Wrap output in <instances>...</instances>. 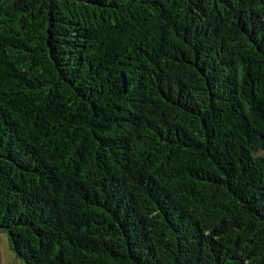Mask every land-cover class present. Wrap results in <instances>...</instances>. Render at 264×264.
<instances>
[{
  "label": "trees",
  "instance_id": "16d2710c",
  "mask_svg": "<svg viewBox=\"0 0 264 264\" xmlns=\"http://www.w3.org/2000/svg\"><path fill=\"white\" fill-rule=\"evenodd\" d=\"M0 231L26 264H264V0H0Z\"/></svg>",
  "mask_w": 264,
  "mask_h": 264
},
{
  "label": "rangeland",
  "instance_id": "374dc122",
  "mask_svg": "<svg viewBox=\"0 0 264 264\" xmlns=\"http://www.w3.org/2000/svg\"><path fill=\"white\" fill-rule=\"evenodd\" d=\"M0 264H26L10 248L6 234L0 231Z\"/></svg>",
  "mask_w": 264,
  "mask_h": 264
}]
</instances>
